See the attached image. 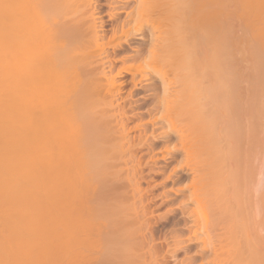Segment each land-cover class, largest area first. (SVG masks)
<instances>
[{"label": "bare ground", "instance_id": "1", "mask_svg": "<svg viewBox=\"0 0 264 264\" xmlns=\"http://www.w3.org/2000/svg\"><path fill=\"white\" fill-rule=\"evenodd\" d=\"M97 2L0 0V264H264V0H108L107 19ZM158 153L182 155L156 196L206 180L223 198L189 195L165 246Z\"/></svg>", "mask_w": 264, "mask_h": 264}, {"label": "rangeland", "instance_id": "2", "mask_svg": "<svg viewBox=\"0 0 264 264\" xmlns=\"http://www.w3.org/2000/svg\"><path fill=\"white\" fill-rule=\"evenodd\" d=\"M99 2H97V5L99 6V8H100V11H99V13H98V15H100V18H103V19H107V10H108V7H107V2H108V0H98ZM105 1V2H104ZM131 4H133V2H131ZM131 4H129V6L131 5ZM106 9V10H105ZM121 16L123 17L124 16V14H121ZM105 27H109V25H106ZM106 33L107 34H109L110 33V30H107L106 31ZM126 46H128L127 48H124V50H123V52H122V50L119 52V54L117 53V56H121V55H126V54H128V53H131L132 52V49L130 48V46L129 45H125L124 47H126ZM125 49L127 50L126 52L127 53H125ZM131 49V50H130ZM108 51L110 52L111 51V48H109L108 49ZM129 51V52H128ZM131 51V52H130ZM122 53H125V54H122ZM127 56V55H126ZM120 64V62H117V65H116V67L118 66ZM160 66H161V68H160ZM157 68V67H156ZM169 68V66L168 65H159L158 66V69L161 71V69H162V72H165V71H169L170 70V68ZM165 71H164V70ZM123 78V79H122ZM129 78V76H123V77H120L119 79L120 80H127ZM132 86V84L131 83H125V86H124V92L122 93V96H125L126 94V91L128 90V87H131ZM138 91H141V92H139V93H137V95H134V96H132V98L134 99H130V100H133L134 101V103H140L141 101L144 103V105H143V107H144V109H145V107H147L152 101H150V100H152V98H147V99H145L142 95H143V90H138ZM136 97V98H135ZM138 99V100H137ZM129 100V99H128ZM128 100L126 99V101H125V105H127L129 102H128ZM121 102V104L122 105H124L123 103H122V101H120ZM127 102V103H126ZM148 104V105H146V103ZM128 106V105H127ZM187 106V105H186ZM143 107H137V109H136V114H134L133 116H131V120H129L128 122H127V126H133V124H135V123H137L138 121H142V119H143V121L142 122H144V121H146L147 119H148V116L147 115H145L144 114V116L143 117H140L139 115H138V113L140 114V113H142V112H144V109H143ZM182 108H184V107H182ZM181 108V109H182ZM186 108V107H185ZM190 107H187V109H189ZM140 110H142V111H140ZM184 111V110H183ZM182 112V111H181ZM184 113V112H183ZM183 116H185L184 114H183ZM188 115H186L185 117H187ZM137 117V118H136ZM179 117V116H178ZM177 117V118H178ZM142 118V119H141ZM131 124V125H130ZM193 124V123H192ZM195 125H193V127H194ZM134 134L136 135L137 134V131H134V130H132V131H130L129 132V135H130V137L131 136H134ZM156 144V145H155ZM154 145L156 146H154L155 147V150H156V148L157 149H159L160 147L161 148H163V146H164V144H167V143H164V142H161V141H158V142H156ZM160 145V146H159ZM146 148L147 147H144V149L142 150H140V151H138L137 153H136V155H137V157H141L142 155H140V153L142 154V152H143V154H144V152L146 153V151H144V150H146ZM148 153H146L142 158L143 159H141L142 160V162L144 163V161H145V159L148 157V155H147ZM179 155V157H177L176 158V160H174V159H168V158H160V154L158 153V157H157V162H156V165H155V167L153 168L154 170L153 171H155V170H160V171H163L164 170V173H162L161 175H159V174H157V173H155V172H151V171H149V169L147 168V167H144V169H143V171H144V173H146L147 175H149L148 176V187H149V189L151 188V191L149 190V192L147 193L148 194V197L147 198H154V200H153V202H151L150 203V208H153L154 209V214L157 216V215H163L164 214V212H166V210L167 209H172V212H170V214H167L166 215V219H164L163 221L162 220H160V223L158 222V225H156L155 226V237H160V239H161V237L162 236H164L165 238H166V242H164V238L163 239H161L162 240V244L165 246V244L166 243H170V242H172V240H173V238H175L174 236L175 235H179V233H180V236L182 237V239L183 240H185V238H186V236H187V234H189V229L188 228H186V226L184 225V222H182V220L180 219V218H178V217H180L181 216V214H180V210H181V207H182V205H184L185 203V199H187L188 197H189V195L192 197L193 196V198H197V196H198V198H200V199H211L210 197H211V195L213 194V196H214V198L216 199V197H217V195H216V197H215V192H212V194H210L209 196H207V195H205V193L207 192V191H205V187L207 188V190H208V188H209V186L207 187V186H205V185H210V183H208L207 184V181L206 180H204V181H206L205 183H204V181H203V185L205 186H203L202 185V183H201V185L203 186H201L200 185V183H199V186L198 187H194V186H190V187H188V189H186L185 190V192L184 193H179V194H177V195H175L172 191H169L170 192V194H168V197H166L165 199H163V198H161V197H159V196H156L157 194H159V193H161L162 191H164V190H167L168 191V189L170 188V186H171V183H170V181L169 182H165V183H167V184H165L166 186H165V188H164V186H162V185H160V183H159V185L157 186V183L158 182H160V181H162V179H163V175L165 176L167 173H168V171L172 168V167H175V166H177V164H178V160H180V158H181V155H182V153L180 154H178ZM162 159V160H161ZM159 160V161H158ZM164 160V161H163ZM170 161V162H169ZM146 169H148V170H146ZM149 171V172H148ZM149 173V174H148ZM145 174V175H146ZM190 175V174H189ZM158 176V177H157ZM154 179V180H153ZM155 182V183H154ZM185 182V181H184ZM155 184V185H152V184ZM198 183H197V185H198ZM184 183H182L181 185H175L174 187H178V186H182ZM147 185V184H146ZM145 185V183L144 182H142V186H146ZM196 185V184H195ZM227 185V184H226ZM252 185H253V183L250 185L251 187H252ZM153 186V187H152ZM161 186V187H160ZM211 186V185H210ZM249 186V187H250ZM214 187V186H213ZM248 187V188H249ZM163 188V189H162ZM200 189V192H199V189ZM226 187H224V189H225ZM228 189H230L231 190V188H229V187H227ZM195 189L197 190V191H195ZM203 189V190H202ZM223 189V190H224ZM228 189H226L225 191L227 192V190ZM211 190H212V186H211V188H210V191H209V193L211 192ZM216 190V189H215ZM214 190V191H215ZM222 190V191H223ZM248 190V189H247ZM191 191H193V192H191ZM203 191V192H202ZM213 191V190H212ZM221 191V190H220ZM220 191H218V190H216V194H218L219 195V193H217V192H220ZM152 194H151V193ZM168 192V193H169ZM171 192H172V194H171ZM197 194H195V193ZM205 192V193H204ZM231 192V191H230ZM189 193V194H188ZM208 193V192H207ZM147 194H146V196H147ZM182 194V195H181ZM185 194V195H184ZM193 194V195H192ZM199 194V195H198ZM204 194V195H203ZM220 194H221V192H220ZM222 194H224V191H223V193ZM230 194H232V192L230 193ZM201 195H203V196H201ZM226 195L227 196H224V200H225V198L226 197H228L229 195L226 193ZM254 195H257V194H255L254 193ZM153 196H156V198L155 197H153ZM177 196V197H176ZM199 196H201V197H199ZM220 196V195H219ZM231 196V195H230ZM173 197V198H172ZM207 197V198H206ZM209 197V198H208ZM221 198H222V195L220 196ZM169 198V199H168ZM216 199V201L218 202V200H221L222 201V199ZM215 199H212L211 201H213V200H215ZM227 199V198H226ZM164 200V201H163ZM171 200V201H170ZM184 200V201H183ZM168 202V203H167ZM220 202V201H219ZM155 203V204H154ZM159 203V204H158ZM171 204V205H170ZM153 205V206H152ZM178 205V206H177ZM157 206V207H156ZM212 208H214V207H212ZM211 208V211H212V213L216 210L215 208H214V211H213V209ZM156 211V212H155ZM216 212V211H215ZM163 213V214H162ZM1 217V216H0ZM173 221H175V222H173ZM162 222V223H161ZM172 223V224H171ZM182 223V224H181ZM171 225V226H170ZM182 225V227H180ZM158 227V228H157ZM168 227V229L166 230V228ZM171 227V228H170ZM192 228H193V226H191ZM190 227V229H192ZM2 229V228H1ZM0 229V230H1ZM170 229H172V230H170ZM178 229V230H177ZM183 230V231H182ZM157 231V232H156ZM171 231V232H170ZM200 231H201V227H200ZM215 232V231H214ZM0 233H3L4 234V232H2V230L0 231ZM165 233H168V234H163ZM172 235H171V234ZM183 233V234H182ZM3 234H1V235H3ZM7 234V233H6ZM6 234H4V236L6 235ZM0 235V236H1ZM158 235V236H157ZM168 235V236H167ZM167 237H169V238H167ZM180 237V238H181ZM228 238V237H227ZM170 239V240H169ZM50 240H51V243H53V240L52 239H49V242H50ZM226 241H227V239H225ZM229 240H230V238H229ZM228 240V241H229ZM224 241V240H223ZM225 241V242H226ZM225 242H222V243H225ZM53 246H52V244L51 245H49V249H51V250H54L53 248H52ZM49 249H47V251L49 250ZM194 249H195V246H193L192 247V249H190V250H188L187 252H185V251H182V250H178L177 252H176V257L178 258V259H187V261H188V259L189 258H191L192 256H194L193 254V251H194ZM67 251V250H66ZM66 251H64L65 253H66ZM31 252L32 253H34V251H30V254H31ZM36 252H39V251H37V250H35V253L34 254H36ZM46 252V251H45ZM49 252V253H48ZM48 252H46L47 254H48V258H49V260L50 259H52L54 262H56V261H58L59 259L58 258H60V256L58 255L59 253L57 252V250L56 251H53L54 253H52V254H50L51 252H50V250L48 251ZM58 254H57V253ZM69 253V255H66V254H68ZM68 253H66L65 255H66V259H67V256H70V252H68ZM42 254V253H41ZM57 255V257H55L56 255ZM61 254V253H60ZM181 254V255H180ZM187 254V255H186ZM31 255H33V254H31ZM50 255V256H49ZM52 255H55V256H52ZM44 257V255L42 254V255H40L39 257V259H38V261H37V263L38 264H40V263H46V264H48L49 262V260H47V259H44L43 257ZM179 256V257H178ZM181 256V257H180ZM184 258H183V257ZM186 256V257H185ZM191 256V257H190ZM41 257L44 259H41ZM52 257H54V259L52 258ZM62 258H64V256H61ZM83 257V258H82ZM82 257H79L78 259L79 260H77V261H74V262H76V263H78V261H81V262H79L78 264H83V260L85 259L84 258V256H82ZM187 257H189V258H187ZM62 258H60V260L58 261V263H56V264H62V263H65V264H76V263H70L71 261L69 260V262L68 261H64L63 262V260L64 259H62ZM196 258V259H195ZM56 259V260H55ZM65 259V260H66ZM81 259V260H80ZM201 257L200 256H194V258H193V260H194V263H192V264H197L198 262H200L201 261ZM41 260V261H40ZM45 260H46V262H45ZM52 260H50V262H52L53 263V261ZM68 260V259H67ZM196 260V261H195ZM39 261H40V263H39ZM60 262V263H59ZM197 262V263H196ZM36 262H34V264H37ZM171 263H173L171 260H168L167 261V263L166 264H171ZM49 264H51V263H49ZM84 264H85V261H84ZM187 264H189V263H187Z\"/></svg>", "mask_w": 264, "mask_h": 264}]
</instances>
